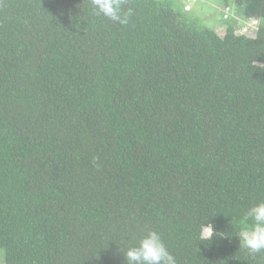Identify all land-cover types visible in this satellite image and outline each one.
Listing matches in <instances>:
<instances>
[{
  "label": "trees",
  "instance_id": "16d2710c",
  "mask_svg": "<svg viewBox=\"0 0 264 264\" xmlns=\"http://www.w3.org/2000/svg\"><path fill=\"white\" fill-rule=\"evenodd\" d=\"M233 1L255 36L184 0H125L126 24L0 0L5 264H127L149 230L177 264H264L237 235L264 201V0Z\"/></svg>",
  "mask_w": 264,
  "mask_h": 264
},
{
  "label": "clouds",
  "instance_id": "9594fccd",
  "mask_svg": "<svg viewBox=\"0 0 264 264\" xmlns=\"http://www.w3.org/2000/svg\"><path fill=\"white\" fill-rule=\"evenodd\" d=\"M90 2L95 15H102L118 24H126L133 15L132 8L125 9V0ZM243 222L244 228L237 234L241 247L251 255L264 252V201L251 205L244 213ZM213 236L214 230L208 225L203 229L200 239L210 242ZM123 252L127 264H177L175 256L156 230L147 231L135 245Z\"/></svg>",
  "mask_w": 264,
  "mask_h": 264
},
{
  "label": "rangeland",
  "instance_id": "374dc122",
  "mask_svg": "<svg viewBox=\"0 0 264 264\" xmlns=\"http://www.w3.org/2000/svg\"><path fill=\"white\" fill-rule=\"evenodd\" d=\"M208 0H184L185 6L187 9H199L201 10V16L204 18H207V22L210 24H215L216 20H222V17L224 15V18H236V29L240 32H246L249 33L250 36H255L256 34V28L260 22V19L262 17V12H254L248 14L246 17H241L245 13H241L238 11L237 6L233 0H217L216 2L212 0L210 7L207 5ZM228 4L230 3L229 9L227 8V11H224V7H221L220 4ZM232 3V4H231ZM208 6V10L206 9ZM229 6V4H228ZM250 8H255V5L252 3ZM224 11V12H223ZM223 13V14H222ZM221 25V24H220ZM217 25L219 26V31L221 33H225L226 26L225 25ZM5 256L6 251L4 248H0V264H5Z\"/></svg>",
  "mask_w": 264,
  "mask_h": 264
}]
</instances>
